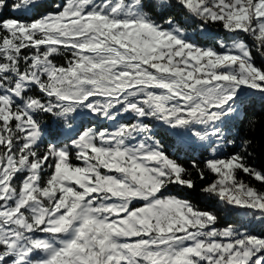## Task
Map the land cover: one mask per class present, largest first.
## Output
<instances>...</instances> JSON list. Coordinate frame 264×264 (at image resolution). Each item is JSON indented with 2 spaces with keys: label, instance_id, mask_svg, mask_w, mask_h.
<instances>
[{
  "label": "snow or ice",
  "instance_id": "1",
  "mask_svg": "<svg viewBox=\"0 0 264 264\" xmlns=\"http://www.w3.org/2000/svg\"><path fill=\"white\" fill-rule=\"evenodd\" d=\"M257 58L264 0H0V264H264Z\"/></svg>",
  "mask_w": 264,
  "mask_h": 264
},
{
  "label": "trees",
  "instance_id": "2",
  "mask_svg": "<svg viewBox=\"0 0 264 264\" xmlns=\"http://www.w3.org/2000/svg\"><path fill=\"white\" fill-rule=\"evenodd\" d=\"M177 20L179 21L180 26L184 27L188 34L192 35L193 37H198L199 42L202 45L214 46L219 48L217 40L224 39L226 43L230 42L228 41L227 35L224 33L223 29L218 25L213 26L207 36H200V34L196 31L198 26L196 23L186 22L182 20L179 15H177ZM65 59V57H56L55 62L58 64H63L65 62ZM256 63L258 66L264 67V60H260L259 58H257ZM248 107V115L250 117L257 118L259 123L256 125L255 131H249V129L247 128V122L245 121L240 125L241 135L248 136L253 139V146L251 151H253L254 155L249 162L256 168L261 169L264 168V104L257 101L255 104L250 103ZM171 142V140H168V143ZM234 150L235 149H229L228 151ZM197 158L201 160V162L204 159V157H201L199 153H197ZM181 162L186 167L189 166L188 159L181 158ZM213 179L214 176L209 175L206 181H198L197 190L190 191L174 187L171 189V192L173 194L180 195L182 198L190 199L193 203L197 204L201 210H216L217 215L219 217L216 227H226L229 224L238 227L243 219L242 217L220 211L216 208L215 201H208L199 193L198 189L202 187L205 183ZM239 179L244 180L246 183H250L253 186L264 191V186L260 185L258 182L252 180L250 177L244 175L243 173L239 174ZM252 231L256 235H264V228H256Z\"/></svg>",
  "mask_w": 264,
  "mask_h": 264
},
{
  "label": "built area",
  "instance_id": "3",
  "mask_svg": "<svg viewBox=\"0 0 264 264\" xmlns=\"http://www.w3.org/2000/svg\"><path fill=\"white\" fill-rule=\"evenodd\" d=\"M203 46H206V45H203ZM218 228H224V227H218ZM254 234V233H253Z\"/></svg>",
  "mask_w": 264,
  "mask_h": 264
},
{
  "label": "rangeland",
  "instance_id": "4",
  "mask_svg": "<svg viewBox=\"0 0 264 264\" xmlns=\"http://www.w3.org/2000/svg\"><path fill=\"white\" fill-rule=\"evenodd\" d=\"M190 35V34H189ZM137 206H139V204H137Z\"/></svg>",
  "mask_w": 264,
  "mask_h": 264
}]
</instances>
